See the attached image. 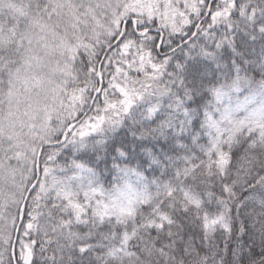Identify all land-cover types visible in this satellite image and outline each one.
Returning <instances> with one entry per match:
<instances>
[{"label":"snow or ice","instance_id":"6c2138e0","mask_svg":"<svg viewBox=\"0 0 264 264\" xmlns=\"http://www.w3.org/2000/svg\"><path fill=\"white\" fill-rule=\"evenodd\" d=\"M0 264H264V0H0Z\"/></svg>","mask_w":264,"mask_h":264}]
</instances>
